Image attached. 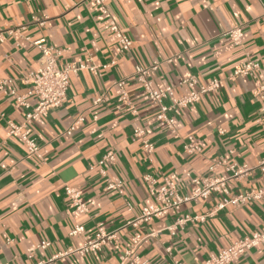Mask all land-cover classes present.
<instances>
[{
	"label": "crops",
	"instance_id": "0c3cea01",
	"mask_svg": "<svg viewBox=\"0 0 264 264\" xmlns=\"http://www.w3.org/2000/svg\"><path fill=\"white\" fill-rule=\"evenodd\" d=\"M106 3L133 41L126 53H119L106 17L92 0H0V29L25 25L23 37L0 41V80H14L13 85L0 83V264H197L264 226V197L218 209L224 200L220 193L186 202L137 227L132 224L143 207L155 203L146 175L157 180L155 186L170 179L182 196L199 176L230 177L231 197L264 189V172L258 167L264 160V126L257 121L264 99L253 94L256 84L264 83V0ZM35 17L45 19L44 25L35 23ZM238 25L244 36L236 44L224 33ZM25 37L61 49V66L96 67L71 75L67 101L32 125L39 146L33 155L20 137L9 135L10 123L22 125L27 112L11 91L27 95L32 106L37 103L28 95L31 85L21 79L39 68L41 51ZM249 61L259 65L253 74L226 80L223 88L182 110L176 119L178 136L157 119L159 106L135 76L137 65L148 68L155 88L173 86L183 96L194 89L185 79L194 78L198 87L226 79L234 67ZM155 64L158 68L151 69ZM120 81L127 92L123 101ZM137 127L155 144L152 160L134 135ZM190 135L200 153L185 152ZM111 150L116 161L105 165L103 175L97 165ZM222 158L249 172L231 177L227 165L212 169ZM108 179L122 186L108 189ZM66 186L82 192L85 213L71 204ZM99 223L115 235L100 252L71 253L49 262L93 239ZM75 225H83L85 233L70 235ZM136 233L147 240L134 248ZM43 242L49 246L40 248ZM231 264H264V250L247 251Z\"/></svg>",
	"mask_w": 264,
	"mask_h": 264
},
{
	"label": "built area",
	"instance_id": "2783aa9c",
	"mask_svg": "<svg viewBox=\"0 0 264 264\" xmlns=\"http://www.w3.org/2000/svg\"><path fill=\"white\" fill-rule=\"evenodd\" d=\"M96 5L100 7L101 13L106 17L109 29L114 34L119 45V53L123 54L131 50L133 41L122 30L117 21L115 20L111 10L107 6L106 0H92ZM34 22L39 25H44L45 19L34 18ZM25 25L18 27H11L8 29H0V41H4L10 36L19 35L23 37L22 30ZM224 35L231 39L234 43H241L244 36V29L241 25L231 27ZM27 42L37 46L41 51V57L39 59L40 65L36 71L27 73L22 76V81L31 85V89L28 92L29 96H35L37 98L36 105L32 106L27 101V95H19L15 90L11 93L16 97L17 104L27 109L25 121L22 125H15L10 123L9 135L20 137L27 145L29 155H33L38 152L39 146L36 138L33 136L32 125L40 118L48 115L49 111L54 108L61 107L68 98V90L70 88L71 75L77 74L82 70L90 69L96 70V67H90L88 64L69 63L61 66L59 59L62 55V50L59 48L48 45L45 39L39 41H31L29 37H25ZM17 46L20 47L21 43L17 42ZM158 64L152 66L151 69L156 70ZM259 69V65L254 62H246L242 65L234 67V69L228 74L226 79L215 78L207 84H202L196 87L197 81L194 78L185 79L183 83L188 84L194 89L187 95L178 96L173 86H166L163 88H155L152 82L147 78L149 69L140 65L136 66L135 76L141 83L142 89L148 99L159 106L160 112L157 119L164 122L170 132L174 136H178L176 129V119L181 115L182 110L186 109L189 105L198 102L200 97L206 93L217 91L225 86L226 80H237L241 77H246L253 74ZM0 83L5 85H13L14 80H0ZM119 86L123 89L120 100L127 99V92L124 90L125 82L120 81ZM253 94L264 99V83L258 82L253 89ZM101 101L97 99L96 102ZM261 115L258 118V123L264 126V108L261 110ZM83 120V119H81ZM72 127L67 134H71ZM225 130L220 129V133H224ZM135 137L139 138L142 142V149L147 158L152 160V155L155 152V144L146 137V131L142 127L134 129ZM184 150L188 154L200 153L202 151L201 146L195 141V136L190 135L187 138V142L184 143ZM116 161V153L111 150L107 152L102 159L98 162L97 167L100 172L105 175V165ZM218 165H227V170L234 173L233 176H237L241 173L249 172L246 166L242 169L236 167L234 164H229L226 158L215 161L212 169H215ZM259 169L264 172V160L259 164ZM95 167L92 166L91 169ZM230 177H195L192 180V188L187 195H180L179 191L173 181L168 178H164L163 182L157 184V180L151 176L146 175L145 180L152 183L151 194L155 198V203L142 208L141 213L137 216L136 220L132 223L135 227L141 223H148L155 218L163 217L169 214L172 210H180L182 205L186 202L207 199L212 193H220L224 195V200L218 205V209H222L229 204H238L247 200H258L264 197V189L258 191H247L237 196H230V189L228 187V180ZM155 184V185H154ZM122 186V182L117 183L107 180V188L114 189ZM66 194L70 199L71 204L80 213L87 211L86 203L83 199L82 192L71 186H66ZM129 209L132 206L129 204ZM181 222V221H180ZM85 233V227L83 225H75L70 232V235H79ZM114 233H109L105 229L103 223H99L96 227V233L93 239L87 240L81 247L75 250H69L64 253H60L54 256L49 262L56 261L58 259H64L71 253H78L82 256L93 253L96 254L102 250V247L108 240L114 238ZM147 237L142 236L140 233H136L133 238V247L137 248L141 246ZM49 243L43 242L40 248H46ZM255 250L259 253L264 250V226L253 232L251 235H247L227 248L222 249L218 254L210 255L205 261L197 264H231L234 260L244 255L247 251ZM129 256L127 252L122 256V260H126ZM44 264V263H40ZM132 264H146L141 261H132ZM176 264H182L177 262Z\"/></svg>",
	"mask_w": 264,
	"mask_h": 264
}]
</instances>
